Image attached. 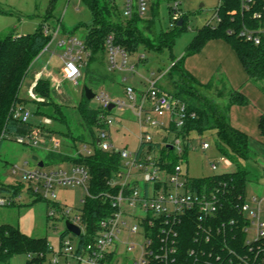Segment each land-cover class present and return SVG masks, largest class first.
Here are the masks:
<instances>
[{
    "label": "rangeland",
    "instance_id": "374dc122",
    "mask_svg": "<svg viewBox=\"0 0 264 264\" xmlns=\"http://www.w3.org/2000/svg\"><path fill=\"white\" fill-rule=\"evenodd\" d=\"M115 4V9L113 2ZM132 11L135 12L136 0H132ZM178 4L176 16L178 20L185 19L187 31L180 33L176 38L171 49L165 48L161 51L159 35L162 31L170 30L174 27L176 21L174 17V5ZM50 0H0V38L8 35L20 36L32 34L40 24H45L50 29L59 25L60 30L57 36L51 42V50L59 40H65L62 33H72L79 40L87 33L88 28L93 24V17L90 10L81 0H57L52 12H47ZM146 10L139 22H127L120 19L125 15L128 0H100L99 8L103 18L112 24L114 34L124 36V30L130 29L131 37L138 36L141 44L137 46L134 54L128 55L127 64L122 69L108 70L107 56L99 58L100 62L90 66L91 71L106 76V81L97 80L96 76H91L86 69L85 54L82 55L83 66L81 77L77 79V84L63 80L59 74L61 63L57 57L52 58L48 65V71L56 77L57 82L61 84L60 92L62 96H53V102L60 105L65 115L66 126L58 125V122H52L47 126L50 130L41 136L36 148H29L25 145L16 143L13 139L4 138L0 143V186L11 190V193H1L0 198L5 200L4 205H0V225H11L20 230L21 233L30 238H44L54 253L59 251L60 236L66 231L67 219L73 218L80 212L81 200L84 197V189L80 186H55L53 191L55 199H42L30 193L27 188L29 182L25 175L32 174L35 169L42 173L55 172L57 170L65 171L69 176L72 164L69 162L49 164L45 157L48 152L63 154L67 158H74L81 148L80 142L73 141L72 138L82 136L84 141L90 143L91 132L88 126L83 123L77 111V104L82 100L85 87L92 90L97 95L104 91L110 96H117L125 99L124 89L126 86L132 87L136 94L146 92L149 81L156 80L157 88L177 94L179 91L191 92L200 96L204 100L209 113H218L226 118L230 126L234 129L244 132L250 140V150L245 154V160L242 165L249 171V180L245 185V195L247 199L256 197L264 200V186L259 178L258 167L253 155H257L256 146L258 134L256 128L250 126L247 122L246 128H239L233 121L231 115L234 109L230 111L227 108L228 101L233 95L242 93V87L247 83L252 85L262 96H264V80L250 81L243 80L238 84L245 74L241 70L235 55L228 45L223 41H212L207 43L202 49L193 53L187 51L188 46L193 41L197 32L208 22L212 23V18L218 6V0H145ZM117 12V13H116ZM149 20H152L149 22ZM50 44V45H51ZM50 50V51H51ZM62 51V52H61ZM60 53L62 66L63 49L58 48L56 56ZM46 57V56H45ZM42 58L35 62L29 68L34 72L45 61ZM98 60V59H97ZM172 62H176V68L170 69ZM63 70V68H62ZM29 77L20 89V97H27V86ZM54 86V85H53ZM187 96L186 93L183 95ZM38 103L49 105L51 101L39 98ZM28 103L27 110L30 112L29 122L36 124L42 122L46 117L35 114L36 108L40 111L52 114L51 107H39ZM37 106V107H36ZM89 106L102 110L100 102L94 98L89 102ZM244 106L249 109H259L258 106L247 102ZM117 117L122 112L112 110L110 117ZM260 113V112H259ZM122 119L123 127L120 130L111 128L109 130V139L107 142L114 148L133 151L137 148V135L139 133L137 118L132 113H125ZM48 119V118H47ZM238 127V128H237ZM93 132H97L93 128ZM154 137H163L161 132L149 130ZM191 148L183 155H178L182 162L183 171L191 178H202L214 174L230 173L235 171V167L225 168L218 165L216 171L209 169V162H215L220 156L215 147L214 130L206 131L202 135L191 134ZM206 142L209 145L208 150L201 151L200 143ZM56 144V145H55ZM89 145V144H87ZM90 146V145H89ZM193 148V149H192ZM251 151V152H250ZM175 154V153H174ZM45 162V165L38 167L39 163ZM260 167L264 168V163L259 159ZM31 185V184H30ZM15 186V187H13ZM15 189V191H12ZM14 194H13V193ZM10 203V204H8ZM55 203V204H54ZM264 205V203H263ZM64 211H68V218L64 217ZM53 212V216L49 214ZM130 226L134 224L128 220ZM73 243L78 239L67 233L66 235ZM251 236V233L249 234ZM120 240L134 245L132 255L138 254L142 241L135 235L120 236ZM118 251L124 253V247L118 245ZM49 254L44 264H49ZM123 258V256H122ZM6 264H26L24 255L14 256ZM125 264V263H122Z\"/></svg>",
    "mask_w": 264,
    "mask_h": 264
},
{
    "label": "built area",
    "instance_id": "2783aa9c",
    "mask_svg": "<svg viewBox=\"0 0 264 264\" xmlns=\"http://www.w3.org/2000/svg\"><path fill=\"white\" fill-rule=\"evenodd\" d=\"M222 1L218 0V6L212 18L213 22H208V26L214 27L220 22L218 10ZM177 5L175 2L174 21L178 20L175 13ZM132 7V0H128L125 17H130L134 13ZM135 7V13L143 16L146 10L145 0H136ZM239 11L241 14L249 16L250 21L255 25H243L238 31V36L245 42L254 45L264 43V0H240ZM59 30V25L52 29L44 25V34L52 35L51 42ZM57 47L63 49V79L76 84V78L80 76V69L83 66L82 55L85 54L82 41L76 37H70L67 40H59ZM104 47L109 71L122 69L127 64L128 53L114 45L112 35L106 37ZM45 51H47V47L43 50V52ZM148 83L147 91L139 92L138 95L132 87L126 86L124 89L125 99L110 97L104 91L95 95L102 109L113 105L110 111L107 109L108 112L111 113L114 109L122 112L119 115L120 118L117 117V113L113 117H110L109 114L100 116V121L104 124L105 129L96 135L97 149L113 152L119 157V168L107 182L110 191L102 195L110 203L112 210L99 221L97 230L84 244H81L79 240L80 236L86 235L85 227L81 224L80 212L73 220H70L67 219L69 212L64 211L66 222L77 226L80 229V234L75 236L67 231L74 235L78 241L73 243L66 234L61 240L57 253H54L50 247L52 255L49 264H195L198 263V258L206 254L198 246L211 242L212 230H218L217 233H221L227 227L235 225L236 221L231 219L228 222H221V226L218 228L212 227V224L220 219L228 190L219 186L196 190L190 184L191 177H188L181 167V158L177 160L176 164L170 165V161L163 158L158 150H151L150 145L159 144L169 148L177 157L183 155L185 149L188 151L191 148V141L178 136V133L181 132L187 120L196 118V114L189 111L183 101L157 88L156 80H151ZM33 87L29 88L27 98L40 102L41 100L33 93ZM60 87L61 84L55 82L54 89L59 92ZM127 112L137 118L139 130L138 145L133 151L114 148L107 142L111 128L122 129L121 118L124 119ZM29 117L30 112L24 106H16L12 112V118L24 124L29 122ZM41 123L48 126L51 121L45 118ZM149 130L161 132L164 136L154 137ZM41 136L40 133H32L16 137L14 141L29 148H36ZM208 148L209 145L206 142L200 143L201 151H206ZM92 152L93 148L82 143L77 154L89 156ZM218 165L225 168L233 166L227 157L219 156L215 162H209V169L216 171ZM25 179L31 184L32 195L45 200L55 199L53 191L55 186L82 187L85 193L81 205L84 198L89 196L87 190L89 173L83 166L72 165L69 176L65 171L42 173L39 169H35L32 174H26ZM4 204L5 200L0 198V205ZM232 205L244 223L245 243L260 250L264 255L263 199L246 198L241 204ZM52 216L53 212L49 214V217ZM190 219L196 223L194 244L198 248L188 251L187 258L192 259L191 263L188 261L178 263V230L183 222ZM128 220H132L134 224L129 226ZM250 233L251 236H249ZM122 234L135 235L141 239L142 246L139 247L138 254H131L134 245L121 241ZM118 245L124 247V253L118 251ZM229 253L237 260L234 261V264H260L257 261L258 253L254 255L253 259L242 257L233 251ZM208 256L210 257V253ZM216 261L219 263L221 257L216 255Z\"/></svg>",
    "mask_w": 264,
    "mask_h": 264
},
{
    "label": "trees",
    "instance_id": "16d2710c",
    "mask_svg": "<svg viewBox=\"0 0 264 264\" xmlns=\"http://www.w3.org/2000/svg\"><path fill=\"white\" fill-rule=\"evenodd\" d=\"M56 1L50 0L47 12L54 10ZM81 1L90 10L93 17V24L88 28L83 40L84 51L87 54L84 69L91 76H96L97 80H106V76L90 70L92 64L99 63V58L102 59V57L105 58L106 56L104 47L106 37L112 35L114 45L123 49L128 55L134 54L141 42L138 36L132 39L128 38V36L131 37L130 29L123 31L126 38L114 34L116 28H113L112 24H109L100 12L102 9V7L99 8L100 0ZM112 3L115 9L114 1ZM239 6L240 0H223L218 10L220 22L214 27L207 24L203 26L188 46L187 51L195 53L208 41L222 40L230 46L248 77L255 81L264 80V43L254 45L245 42L238 36V31L243 25H255L254 22L250 21L249 16L240 13ZM117 15L120 19L127 22H139L141 20V16L135 12L130 17L121 16L118 13ZM181 19V26H177L178 20L174 23L172 29L160 33L159 43L161 44V51L165 48L171 49L175 38L180 33L187 31L185 19ZM44 25L40 24L32 34L17 37L8 35L0 38V143L5 137L14 140L16 137L27 136L32 133L43 135L47 130H50L42 123L34 125L28 122L24 124L12 118V112L16 106H25L28 103H33L34 105L40 104L39 107H51L52 114L44 113L38 108H36L35 114L48 118L51 123L58 122V125L66 126V129L68 127L60 105L53 102L49 80L40 78L33 87L35 96L46 99L48 102L51 101L49 105L41 104L28 98L24 99L19 95L29 68L34 64L43 50L46 47L48 49L51 42L52 35L44 34ZM172 63L173 65L170 69L176 68L177 63ZM184 93L187 94L186 97L183 96ZM173 96L183 101L187 105L188 110L196 114L195 119L186 121L178 136L191 141L192 133L202 135L207 130H214L216 150L220 156L227 157L235 167V171L230 173L214 174L202 178H190V184L196 190L216 186L224 187L228 190L225 196L224 207L220 213V219L212 224L214 229L221 226V222H228L231 219L236 221L234 226L227 227L224 232L217 233L218 230H212L213 236L211 242L202 243L201 246H198L206 254L198 258V263L195 264H234V261L237 260L229 253L230 251L251 259L258 253L257 261L260 264H264V255L261 254L260 250H256L253 246L245 243L246 237L243 233L244 223L232 205H239L246 199L245 185L249 180L250 173L243 167L242 162L245 160V154L248 151L247 136L233 129L221 114L215 112L209 113L204 100L200 96L184 90L177 92ZM89 102L83 93L82 100L77 104L76 109L83 123L88 126L91 132V140L87 144L93 148V152L89 156L77 154L74 158L70 159L63 154L51 151L45 157V160L49 164L69 162L72 165L83 166L88 170L89 181L87 190L89 196L84 198L80 209L81 224L85 227L86 231L85 236L79 237L81 244L89 241V237L97 230L99 221L112 210L110 203L102 195L110 191L107 182L119 168L120 164L117 154L104 152L96 147V135L99 131L105 129L104 124L100 121V116L108 115L110 112L107 109L96 110L89 106ZM93 128L97 131L96 133L93 132ZM70 138L73 141L86 144L82 136L77 138H72L71 136ZM150 148L151 150H158L163 155V158L170 161V165L176 164L180 158L175 156L166 146L154 144L150 145ZM186 152L187 149L184 151V157ZM42 163L44 166L45 162L43 161ZM6 187L0 186V194L11 193V190ZM27 190L31 193L30 184ZM12 191H15V189H12ZM195 229L196 223L193 219L181 224L177 239L178 263L185 261L192 262V259H188L187 256L190 249L198 248L194 244ZM66 234L67 232L60 236V243ZM50 253L51 248L46 239L30 238L21 233L16 227L7 224L0 225V264L8 263L16 255H24L26 257V264H44ZM209 253L210 257L208 256ZM216 255L221 257L219 263L216 261Z\"/></svg>",
    "mask_w": 264,
    "mask_h": 264
},
{
    "label": "crops",
    "instance_id": "0c3cea01",
    "mask_svg": "<svg viewBox=\"0 0 264 264\" xmlns=\"http://www.w3.org/2000/svg\"><path fill=\"white\" fill-rule=\"evenodd\" d=\"M62 35L65 38V40H67V38H70V37H75V34H71V33L65 34V32L62 33ZM84 36H83V39L80 40V41H82V43H83V40H84ZM214 41H222V40H214ZM210 42H212V41H208L207 43H210ZM57 43H56V45L54 46V48L52 50H51V46L53 44H51L48 47L47 51L43 52L38 57V59L35 61V62H38L42 58L44 59V57L46 56L45 57V61L43 62V65L42 64L39 65V66L42 67V69H38L37 68L34 72L29 71L30 69L28 70V73L26 75V78L29 77L30 81H29V84L27 86V92H28V90H29V88L31 86H35L36 82L40 78H43V79L49 80V82H50L51 91H52V97L53 96H56V95L62 96L60 90H59V92L56 91L54 89V86H53L55 84V82H57L56 77L52 76V73L47 70L48 69V65L50 64L52 58L57 57L58 58V61L61 63V66H60V68H59L58 71H59V74L61 75V78L63 79V76H62V68H63V66H62V62L60 60V53L62 51L59 52V55L58 56H56V53L58 52V48H59V47H57ZM207 43H205L203 45V47ZM228 47L230 48L229 45H228ZM231 51H232V49H231ZM232 53L234 54L233 51H232ZM86 55L87 54L85 53V55H84L85 58H86ZM235 57H236V55H235ZM236 59H237V57H236ZM237 62L239 64L241 70L245 74V78H243L240 82H238V84L239 85L242 84L243 80H247V78L250 81H252L253 79L250 78V77H248V75L246 74V72L242 68V66H241V64H240V62H239L238 59H237ZM107 63H108V61H107ZM81 71H82V68L80 69V76H78L76 78V84H77V79L81 77ZM26 78H25V80H26ZM25 80H24L23 84L25 83ZM104 81H106V80H104ZM241 90H242L243 94L236 92V94H238V95L231 96V98L228 101L227 108L230 109V111H232L234 109V113L231 115V121H233L237 126H239V128H246L247 122L250 123V126H254L256 128V135L258 134L257 139L259 141L261 140V142H258V144H257L258 146H256V151H254V152H257V155H255V156L253 155V158L256 160V166L258 167L257 174L259 175V178L261 179V181L263 183V186H264V168L263 167H260V164H259V159L264 163V96H262L252 85L247 84V83L242 87ZM110 97H115L116 98L117 96L115 95V96H110ZM117 98H119V97H117ZM24 99H27V97L24 98ZM247 102L248 103L249 102L253 103L254 105L258 106L259 109L256 108V110L254 109V111L251 110V109H249L247 106H244L245 104H247ZM27 107H28V104H26L24 106L25 109H27ZM39 123H41V122H38V123H36L34 125H37ZM237 131H239V130L237 129ZM239 132H241L244 135H246L242 131H239ZM246 136L248 138V148L250 150V140H249L248 135H246ZM263 203H264V200H263Z\"/></svg>",
    "mask_w": 264,
    "mask_h": 264
},
{
    "label": "water",
    "instance_id": "95a60500",
    "mask_svg": "<svg viewBox=\"0 0 264 264\" xmlns=\"http://www.w3.org/2000/svg\"><path fill=\"white\" fill-rule=\"evenodd\" d=\"M182 25V19L179 20V22L177 23V26H181ZM84 96L86 98V100L91 101L95 98V94L92 92L91 89L85 87L84 89ZM113 108V105H109L108 106V111H110ZM43 163H39L38 167H42ZM66 231L74 234L75 236H79L80 234V229L77 226L72 225L69 222H66Z\"/></svg>",
    "mask_w": 264,
    "mask_h": 264
}]
</instances>
